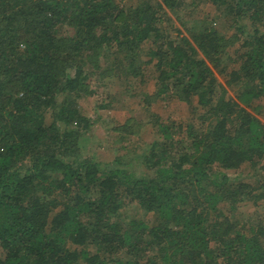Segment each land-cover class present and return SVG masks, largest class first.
<instances>
[{"label":"trees","instance_id":"16d2710c","mask_svg":"<svg viewBox=\"0 0 264 264\" xmlns=\"http://www.w3.org/2000/svg\"><path fill=\"white\" fill-rule=\"evenodd\" d=\"M188 1L231 33L186 29L185 0H0V264H264V0ZM93 75L200 109L115 125L78 106ZM97 123L124 152L88 150ZM244 199L261 211L240 215Z\"/></svg>","mask_w":264,"mask_h":264},{"label":"rangeland","instance_id":"374dc122","mask_svg":"<svg viewBox=\"0 0 264 264\" xmlns=\"http://www.w3.org/2000/svg\"><path fill=\"white\" fill-rule=\"evenodd\" d=\"M125 1L133 2L135 0ZM215 12L216 10L214 6L207 1H200L194 4L185 0V3L179 8V15L176 18L184 20L183 25L186 29L197 28L202 26L203 22H206L208 23L207 26L209 25L218 33H231L232 30L226 29L223 21L220 18L215 17ZM66 32L71 34L72 30L70 28H66ZM238 44L239 42H235L233 45L234 47L232 46V48H235ZM109 79L110 78H107L106 82L103 83L99 82L95 75L91 76V86L93 87L100 83V87L96 89L92 95L80 98L77 101L80 109L87 113V115L99 113L105 118L109 117L115 125L123 123L128 118H132V121L136 119L137 121L144 123L142 126L146 127V124H149L146 122L149 118V112L156 113L163 121H172L177 124L187 121L190 117L193 118V115H195L198 109H200L199 106L196 105L195 95L191 97L189 102L180 101L172 97H160L155 101H152L149 105L144 106L142 105L143 93H141V95L123 96L122 90L124 86H122V78L117 77L114 79V82H109ZM153 87L154 80L150 81L146 87H144V90L149 92L153 90ZM104 97L112 99L116 105L112 108H96V105H99ZM192 110H194L193 113L191 112ZM199 124V121H195L196 126H199ZM152 132V128H149L142 138H137L135 142L132 140L127 143V154L130 159L136 155V152H139V147H142L145 141H149L153 138ZM113 136L114 135H112V133L110 134V132L107 131L105 126L102 127L99 123L94 124L92 130L88 134V138L86 139V147L95 154L97 159H110L114 155L124 152V150L119 147L122 143L115 142L113 140ZM136 160L137 159H134L133 162ZM262 163H264V157L257 163V165H262ZM243 165H241L237 170H229V174L233 175L234 172H238V170L249 166L248 164ZM253 205L249 200L244 199L238 203L237 212L245 217L254 210L259 209L261 211V208L263 207L262 205L261 207L260 205ZM261 212L264 213V209ZM124 215L126 217L138 218L143 216L149 219V221L153 218L151 212L144 214L143 211L137 207L136 203H131L129 206H126L124 208ZM68 244L70 248H73V244ZM89 247L91 248L92 246L89 245Z\"/></svg>","mask_w":264,"mask_h":264}]
</instances>
